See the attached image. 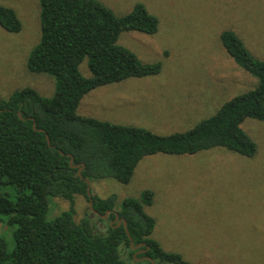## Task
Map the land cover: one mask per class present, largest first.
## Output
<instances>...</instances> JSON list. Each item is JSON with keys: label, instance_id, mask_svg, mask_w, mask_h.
I'll return each mask as SVG.
<instances>
[{"label": "trees", "instance_id": "obj_1", "mask_svg": "<svg viewBox=\"0 0 264 264\" xmlns=\"http://www.w3.org/2000/svg\"><path fill=\"white\" fill-rule=\"evenodd\" d=\"M39 7L40 40L29 55L27 70L51 76L55 90L51 98L26 88L0 99V185L16 193L15 202L0 195V217L7 218L14 245L8 250L0 236V264H126L123 249L130 250L131 259L145 249L132 250L130 240L133 246L149 247L136 258L149 257L154 264H190L151 238L155 220L144 209L153 203L152 191L124 199L118 206L115 195L99 199L90 191L93 209L101 215L111 212L107 221L113 223L106 231L97 230L91 212L79 223L74 221V198L82 196L89 202L86 182L111 179L127 185L139 162L156 154L195 155L222 148L253 157L256 144L241 126L247 119L264 122V60L255 58L233 31H223L219 37L223 50L256 81L255 86L193 129L158 136L77 113L82 98L97 88L160 73V63H142L118 44L125 32L155 35L158 20L141 4L122 17L97 0H39ZM0 27L7 33L21 31L16 13L1 5ZM85 59L90 78L79 72ZM68 155L77 168L71 167ZM55 198L68 201L69 209L49 219ZM116 215L121 221L118 227Z\"/></svg>", "mask_w": 264, "mask_h": 264}, {"label": "rangeland", "instance_id": "obj_2", "mask_svg": "<svg viewBox=\"0 0 264 264\" xmlns=\"http://www.w3.org/2000/svg\"><path fill=\"white\" fill-rule=\"evenodd\" d=\"M97 1L116 17L141 4L158 20L155 35L125 32L118 44L142 63H160L161 71L91 91L80 101L78 115L170 136L193 129L255 86L225 53L219 37L233 31L255 58L264 60V0ZM0 5L12 9L21 23L16 34L0 27V99L26 88L51 98L55 80L27 70L29 55L40 40L39 0H0ZM79 72L91 77L87 59ZM241 127L257 147L251 158L222 148L195 155L156 154L139 162L127 185L93 181L90 191L99 199L115 195L117 206L152 191L153 203L144 209L155 220L151 238L187 263L264 264V122L247 119ZM0 195L15 202L10 186L0 185ZM88 205L84 197L74 198L76 223L89 216ZM68 209V201L55 198L48 218ZM6 220L0 217V236L11 250ZM91 220L99 231L113 223ZM122 253L126 264H147L136 253L131 259L130 250Z\"/></svg>", "mask_w": 264, "mask_h": 264}, {"label": "water", "instance_id": "obj_3", "mask_svg": "<svg viewBox=\"0 0 264 264\" xmlns=\"http://www.w3.org/2000/svg\"><path fill=\"white\" fill-rule=\"evenodd\" d=\"M18 116H19V115H18ZM19 118H20V116H19ZM33 127H34V124H33ZM39 132H43V131H42V130H39ZM45 138H46V142H47V144L50 145V140H49V138H48L47 135H45ZM67 157L70 159V160H69V164L71 165V167H72V168H77V166L72 165L73 158H72L70 155H68ZM80 172H81V169L78 170V175H79V176H80ZM86 184H87V196H88V198H89V202H88V204H89V205H88V207H89V211L91 212V214H92L93 216H96V217H98V218L101 219V220H106V219L108 218V216L111 214V212H106L104 215H101V214H99L98 212H96V211L93 209V202H92L91 193H90V183H89V182H86ZM117 220H118V216L116 215L115 222H117ZM120 224H121V221L117 222V227L120 226ZM123 226H124V228H125V230H126V224H125L124 221H123ZM141 247H144L145 249H143V250H138V249L141 248ZM130 248H131L132 250H134V251L138 250V251L136 252V255L146 253V252H148V250H149V247L146 246L145 244H140V245H138V246H133L131 240H130ZM142 259H143V260H146V261H150L151 264H154V262H153L149 257H143Z\"/></svg>", "mask_w": 264, "mask_h": 264}, {"label": "flooded vegetation", "instance_id": "obj_4", "mask_svg": "<svg viewBox=\"0 0 264 264\" xmlns=\"http://www.w3.org/2000/svg\"><path fill=\"white\" fill-rule=\"evenodd\" d=\"M143 254H145V253H143Z\"/></svg>", "mask_w": 264, "mask_h": 264}]
</instances>
